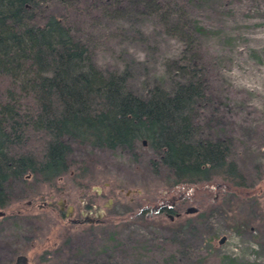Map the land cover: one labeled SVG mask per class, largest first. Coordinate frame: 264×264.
Returning <instances> with one entry per match:
<instances>
[{
	"label": "rangeland",
	"instance_id": "374dc122",
	"mask_svg": "<svg viewBox=\"0 0 264 264\" xmlns=\"http://www.w3.org/2000/svg\"><path fill=\"white\" fill-rule=\"evenodd\" d=\"M167 1L178 11L161 20L153 0H42L36 23L64 22L96 45L98 68L128 71L140 96L167 81L166 65L190 58L182 27L199 30L209 88L195 122L204 136L231 140L247 186L172 185L147 144L129 152L70 141L68 172L9 191L0 264L21 255L27 264H264V0Z\"/></svg>",
	"mask_w": 264,
	"mask_h": 264
},
{
	"label": "trees",
	"instance_id": "16d2710c",
	"mask_svg": "<svg viewBox=\"0 0 264 264\" xmlns=\"http://www.w3.org/2000/svg\"><path fill=\"white\" fill-rule=\"evenodd\" d=\"M150 5L153 14H164L161 20L178 11L177 2ZM41 10L42 0H0V209L12 187L50 184L68 172L70 141L134 152L145 140L155 154L153 170L165 167L172 185L219 179L247 186L231 140L204 136L195 122L209 88L199 30L182 27L190 58L166 65L173 70L167 81L140 96L127 87L128 71L98 68L96 45L77 40L64 22L36 23Z\"/></svg>",
	"mask_w": 264,
	"mask_h": 264
},
{
	"label": "water",
	"instance_id": "95a60500",
	"mask_svg": "<svg viewBox=\"0 0 264 264\" xmlns=\"http://www.w3.org/2000/svg\"><path fill=\"white\" fill-rule=\"evenodd\" d=\"M143 144H146L145 140H143ZM188 212L189 213H193V212H195V209L194 208H190V209H188ZM223 241H224V238H221L220 243H222ZM15 264H27V258L25 256H23V255L18 256L16 258Z\"/></svg>",
	"mask_w": 264,
	"mask_h": 264
},
{
	"label": "flooded vegetation",
	"instance_id": "af4514ba",
	"mask_svg": "<svg viewBox=\"0 0 264 264\" xmlns=\"http://www.w3.org/2000/svg\"><path fill=\"white\" fill-rule=\"evenodd\" d=\"M69 211H71V208L69 209Z\"/></svg>",
	"mask_w": 264,
	"mask_h": 264
}]
</instances>
